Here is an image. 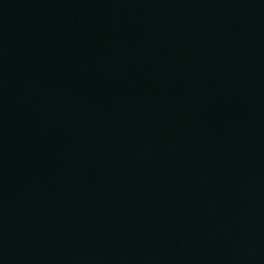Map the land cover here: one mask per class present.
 <instances>
[{
	"label": "water",
	"instance_id": "water-1",
	"mask_svg": "<svg viewBox=\"0 0 264 264\" xmlns=\"http://www.w3.org/2000/svg\"><path fill=\"white\" fill-rule=\"evenodd\" d=\"M0 264H264V0H0Z\"/></svg>",
	"mask_w": 264,
	"mask_h": 264
}]
</instances>
